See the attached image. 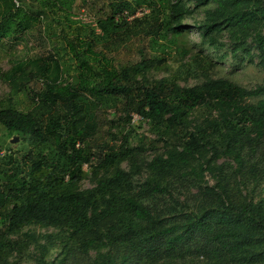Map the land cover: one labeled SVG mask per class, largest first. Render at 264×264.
I'll use <instances>...</instances> for the list:
<instances>
[{
    "label": "trees",
    "instance_id": "16d2710c",
    "mask_svg": "<svg viewBox=\"0 0 264 264\" xmlns=\"http://www.w3.org/2000/svg\"><path fill=\"white\" fill-rule=\"evenodd\" d=\"M19 1L17 7L14 0H0V52L25 35L42 41L43 34L55 35L62 22L78 23L76 16L87 15L83 8L94 12L90 22L99 34L80 25L72 38L59 35L63 40L57 54L17 58L11 69L0 71V81L16 93L26 92L31 104L27 111L0 106V124L27 143L18 154L0 156V264H9L11 253L20 252V242L11 236L28 225L68 231L76 256L89 258L85 264H116L117 250L128 253L119 264H131L130 256L133 264L137 252L157 262L171 256L174 243L184 239L202 247L222 246L237 264H264L262 202L232 203L221 184L205 185L200 193L214 197L213 208L183 213L182 222L168 226L143 198L149 191L163 193L178 176L201 181L205 171L220 169L211 162L217 156L231 160L235 172L246 157L264 156V80L245 88L208 78L185 87L171 78L147 76L170 54L168 36L180 34L181 21L198 9L204 15L202 43L216 46L227 33L252 62L242 45L252 36L257 66L264 72V0ZM139 9L148 12L134 17ZM127 49L135 50L138 61L118 60ZM59 52L69 55L73 67H64ZM191 61L195 67L205 65L199 56ZM189 68L180 65L176 73H191ZM33 80L41 81L42 88L28 90L26 84ZM134 115L149 124L164 150L146 164V148L131 147L122 136ZM105 126L114 142L97 146L93 142L102 138ZM84 166L96 178L92 188L80 189ZM100 171L105 175L98 176ZM141 171L148 177L136 191L132 178ZM45 253L42 248L40 264Z\"/></svg>",
    "mask_w": 264,
    "mask_h": 264
},
{
    "label": "rangeland",
    "instance_id": "374dc122",
    "mask_svg": "<svg viewBox=\"0 0 264 264\" xmlns=\"http://www.w3.org/2000/svg\"><path fill=\"white\" fill-rule=\"evenodd\" d=\"M87 15L82 16V20L78 18V23L67 24L62 22L61 25L54 29L55 35L48 36L47 33L42 36V41L35 40L33 37L25 35L20 42L11 45L7 43L8 50L0 52V71L6 72L14 66V60L17 58L31 59L37 56H45L48 53L57 54L55 49H60L63 37H59L61 33L64 36L72 38L76 29L80 25L93 27L95 33H99L94 29V23L90 22L94 16V12L89 8H83ZM204 20L203 9L196 10L193 14L185 17L180 23V34L169 35L171 39V51L164 60L155 63L148 72L150 80H159L162 78L174 79L180 86H193L200 84L208 78H224L228 81L240 85L245 88H252L262 83L264 80V72L257 66V49L253 42V37H247L243 48L249 53L252 62L249 61L247 55L239 49H235V41H230L227 33H224L217 41L216 46L204 44L201 41L199 27ZM57 25V24H55ZM63 29V32H61ZM264 31V27L261 29ZM35 36V33H34ZM239 44V41H236ZM55 46V48H53ZM128 51V53H127ZM59 61L64 62L65 66L73 67V64L67 60L69 55L67 53H58ZM138 54H135L134 49L121 50L118 53V60L123 63L138 61ZM199 56L205 65L203 67H195L191 61L193 57ZM190 65L191 73L177 74V68L180 65ZM74 72V71H73ZM71 74V72L69 71ZM68 73V75H69ZM140 78V76H136ZM28 90L31 88H42L41 81H30L26 84ZM26 87V88H27ZM29 95L26 92H15L11 87L0 81V106L5 107L8 104L14 105L17 110L27 111L31 104L28 100ZM12 98L11 102L8 101ZM108 112H111L108 111ZM202 119V118H201ZM196 117L195 120H201ZM109 130L105 126L102 138L94 141L97 146L103 142L106 144H113L114 140L106 132ZM122 136H127L126 141L131 146H141L146 148L142 154V160L146 164L154 157L162 155L164 150L155 142V137L149 128V124L137 115H134L129 127L123 132ZM17 138L15 143L11 140ZM98 136L94 140L97 139ZM119 138L121 136L119 135ZM27 147L24 139L16 134H9L7 130L0 124V156L8 154L9 151L18 154ZM258 156V155H255ZM208 156H206L207 158ZM212 164L218 166L220 169L213 172L205 171L203 179L198 181L191 176H178L161 194H153L150 191L143 198L152 202L156 206V212H159L160 219L168 226L178 224L179 220L182 222V214L198 211L200 207L212 209L215 202L214 197L202 196V187L205 185L210 188H215L217 184H221L225 193L229 196L232 203H240L244 200L252 201L253 203L262 202L264 205V156H258L251 159L246 157L243 165L235 172L237 167L223 156H217L212 159ZM253 167V168H252ZM86 170V166H84ZM121 168L129 171L127 163H122ZM251 169L254 171L251 173ZM256 173L257 175H254ZM105 173L100 171L98 176H103ZM148 177V173L141 171L135 174L132 178L135 190L138 191L144 187V182ZM96 178L86 170V177L80 182V189H88L95 186ZM175 232L174 234H177ZM52 235V236H50ZM68 231L54 228V227H38L28 225L22 227L11 238L18 240L21 244V250L18 254L11 253L7 258L9 264H15L17 259L20 264H40L41 249H45L43 257V264L50 263L55 260H64L67 258L66 264H85L89 258L84 256H76L74 253L75 245L66 239ZM175 248L173 254L169 257L155 261H150L145 255L137 252L133 264H237L229 259L226 250L219 245H203L197 244L194 240H186L174 243ZM116 264H119L124 254L117 250ZM91 258L95 256L94 252L89 254ZM85 258V259H84ZM128 263L132 264V257L127 259Z\"/></svg>",
    "mask_w": 264,
    "mask_h": 264
},
{
    "label": "clouds",
    "instance_id": "9594fccd",
    "mask_svg": "<svg viewBox=\"0 0 264 264\" xmlns=\"http://www.w3.org/2000/svg\"><path fill=\"white\" fill-rule=\"evenodd\" d=\"M148 10L147 9H139L137 10L136 14L134 15V17H141L143 14L147 13ZM80 17V16H79ZM81 18V17H80ZM131 18H129L128 20H130ZM96 31L98 32L99 30L96 29ZM97 34V33H96ZM99 34V33H98Z\"/></svg>",
    "mask_w": 264,
    "mask_h": 264
},
{
    "label": "built area",
    "instance_id": "2783aa9c",
    "mask_svg": "<svg viewBox=\"0 0 264 264\" xmlns=\"http://www.w3.org/2000/svg\"><path fill=\"white\" fill-rule=\"evenodd\" d=\"M15 4L17 5V7L19 6L20 1L19 0H14ZM82 18V17H81Z\"/></svg>",
    "mask_w": 264,
    "mask_h": 264
},
{
    "label": "water",
    "instance_id": "95a60500",
    "mask_svg": "<svg viewBox=\"0 0 264 264\" xmlns=\"http://www.w3.org/2000/svg\"><path fill=\"white\" fill-rule=\"evenodd\" d=\"M17 141V138H14L13 140H11V143H15Z\"/></svg>",
    "mask_w": 264,
    "mask_h": 264
}]
</instances>
